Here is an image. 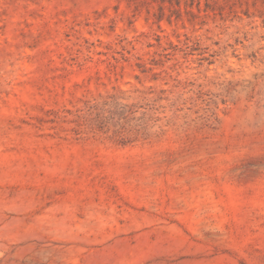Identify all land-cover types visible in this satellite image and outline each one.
I'll use <instances>...</instances> for the list:
<instances>
[{"label":"rangeland","instance_id":"374dc122","mask_svg":"<svg viewBox=\"0 0 264 264\" xmlns=\"http://www.w3.org/2000/svg\"><path fill=\"white\" fill-rule=\"evenodd\" d=\"M0 264H264V0H0Z\"/></svg>","mask_w":264,"mask_h":264}]
</instances>
